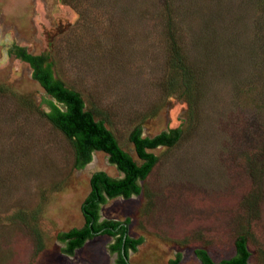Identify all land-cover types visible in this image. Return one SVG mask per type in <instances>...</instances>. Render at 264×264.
<instances>
[{
	"label": "rangeland",
	"instance_id": "374dc122",
	"mask_svg": "<svg viewBox=\"0 0 264 264\" xmlns=\"http://www.w3.org/2000/svg\"><path fill=\"white\" fill-rule=\"evenodd\" d=\"M16 47L45 56L139 163L136 126L149 137L183 130L152 151L141 195L102 208L101 220H129L144 238L130 264H202L198 249L221 263L240 237L250 264H264V0H0V264H113L114 238L70 256L58 236L84 227L95 172L123 174L100 151L75 168ZM178 50L195 75L189 94L167 89L182 79Z\"/></svg>",
	"mask_w": 264,
	"mask_h": 264
},
{
	"label": "trees",
	"instance_id": "16d2710c",
	"mask_svg": "<svg viewBox=\"0 0 264 264\" xmlns=\"http://www.w3.org/2000/svg\"><path fill=\"white\" fill-rule=\"evenodd\" d=\"M173 19V17H171ZM171 19V20H172ZM171 24V23H170ZM17 57L28 63L33 70V78L46 91L49 100L46 104L50 111L45 113L48 121L71 142L74 153V166L77 170L86 168L93 160L95 152H104L110 163L123 174L122 178H113L104 171L95 172L90 179L91 192L82 205L85 218L83 228H74L59 234L58 239L66 244L64 252L75 255L78 249L99 235L114 238L109 246L118 259L113 264H130V253L137 252L144 238L134 239L129 234L130 221L101 220V211L109 200L131 199L142 193L141 181L148 179L159 162L152 152L159 147H174L183 136L181 128L169 129L149 137L143 135V126L138 125L130 134L139 163L120 145L114 132L108 128L104 120H97L95 113L89 110L81 94L72 90L56 78L52 63L43 55L30 54L25 48L16 47ZM174 55L175 72H180L181 80L172 79L167 87L173 94L178 87L184 88V93H191L195 82L194 73L187 68L178 50ZM196 255L202 264H250L251 252L248 240L240 237L236 240V256L229 260L216 263L204 249L196 250ZM170 264H181V255L170 261Z\"/></svg>",
	"mask_w": 264,
	"mask_h": 264
}]
</instances>
